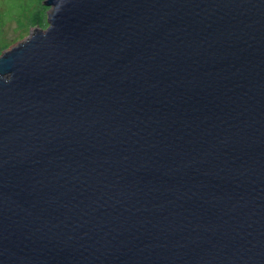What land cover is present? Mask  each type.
Wrapping results in <instances>:
<instances>
[{"label":"water","instance_id":"water-1","mask_svg":"<svg viewBox=\"0 0 264 264\" xmlns=\"http://www.w3.org/2000/svg\"><path fill=\"white\" fill-rule=\"evenodd\" d=\"M0 53V264H264V0H45Z\"/></svg>","mask_w":264,"mask_h":264},{"label":"rangeland","instance_id":"rangeland-1","mask_svg":"<svg viewBox=\"0 0 264 264\" xmlns=\"http://www.w3.org/2000/svg\"><path fill=\"white\" fill-rule=\"evenodd\" d=\"M44 1L0 0V53L47 27L51 8Z\"/></svg>","mask_w":264,"mask_h":264},{"label":"trees","instance_id":"trees-1","mask_svg":"<svg viewBox=\"0 0 264 264\" xmlns=\"http://www.w3.org/2000/svg\"><path fill=\"white\" fill-rule=\"evenodd\" d=\"M45 25V24H44ZM41 26V25H40Z\"/></svg>","mask_w":264,"mask_h":264}]
</instances>
